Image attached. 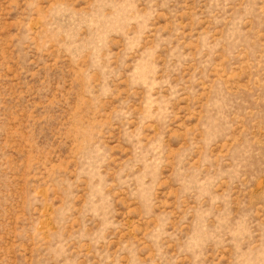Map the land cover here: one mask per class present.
<instances>
[{"label":"rangeland","instance_id":"374dc122","mask_svg":"<svg viewBox=\"0 0 264 264\" xmlns=\"http://www.w3.org/2000/svg\"><path fill=\"white\" fill-rule=\"evenodd\" d=\"M0 264H264V0H0Z\"/></svg>","mask_w":264,"mask_h":264}]
</instances>
